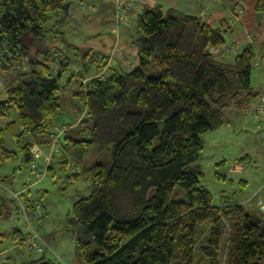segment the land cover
<instances>
[{
	"label": "trees",
	"instance_id": "trees-1",
	"mask_svg": "<svg viewBox=\"0 0 264 264\" xmlns=\"http://www.w3.org/2000/svg\"><path fill=\"white\" fill-rule=\"evenodd\" d=\"M68 3L0 0V74L14 70L3 81L5 97H0V120L5 121L0 123V166L32 165L33 144L46 146L59 119L58 94L65 89L62 75L71 59L47 41L58 38L83 61L95 56L69 44L59 30ZM255 12L264 14V0L257 1ZM135 33L136 69L109 68L85 84L82 73L69 76L79 87L71 94L78 123L61 137L63 152L52 164L64 175L63 190L81 176L89 182V195L73 203L65 221L75 235L77 256L83 264H194L200 228L205 230L197 249L201 262L222 264L227 222L225 264H264V214L227 201L213 206L203 174L186 170L202 158L201 135L228 123L225 110L257 99L250 83L253 46L245 45L231 62H223L209 51L224 46L222 29L160 7L137 15ZM23 58L29 70L20 72ZM151 61L160 70L157 77L146 76ZM101 71L98 67L96 73ZM7 137L15 150L7 148ZM93 148L110 154L109 169L99 163L86 166ZM70 166L79 171L70 173ZM29 194L19 196L27 212L39 203ZM20 210L15 198L0 195V219L13 212L18 216ZM21 225L12 228L16 246L29 236ZM46 252L20 264H58Z\"/></svg>",
	"mask_w": 264,
	"mask_h": 264
},
{
	"label": "crops",
	"instance_id": "crops-1",
	"mask_svg": "<svg viewBox=\"0 0 264 264\" xmlns=\"http://www.w3.org/2000/svg\"><path fill=\"white\" fill-rule=\"evenodd\" d=\"M257 1L258 0H137L134 9L137 13L131 17H137V15L146 8L160 7L164 11L173 9L180 13L195 17L212 28L222 29L225 32L224 38L227 42V46H225L219 54V59L223 55L231 59V56H228L229 49H234L239 52L245 45L251 44L254 48V58L251 62V67L252 69L260 70L264 78V14H257L255 12ZM118 2L123 3L124 0H69L67 15L61 21L59 30L63 32L65 40L69 44L80 48L84 52H91L95 57L99 56L100 58L98 61L102 58V64H104L100 74L95 73L93 76L84 78L83 80L86 82L93 77L102 75L103 73L106 74L109 68L130 72L138 67L136 48L133 45V41L136 37V20L133 22V18H130L127 22H120L117 24L115 12ZM56 19L57 18L54 17L52 23H54ZM51 39L53 41L54 37ZM56 40L59 39L57 38ZM57 44L58 49H61L64 54V45L59 41ZM72 55L75 56L76 53H72ZM65 56L70 58L69 54ZM90 60L93 61L92 59ZM85 62L88 63L89 59ZM253 62H256V66H253ZM251 88L256 94L260 92L258 89L256 90L252 87V85ZM253 103L254 102L241 109L229 107L225 110L228 123L223 127H230L234 125V123L238 124V130L240 134H242V139L238 140L232 138L236 133V130L232 128V131L225 130L222 132L221 136L211 141V146L218 142L223 144H241V150L244 153L242 156L235 158L230 165H228L224 157L216 160L214 159V178L217 181H229L228 187L231 189L232 196L229 197V195H227L229 191L221 190L219 204L213 206H221L223 202L226 201L231 204H239L242 206L249 203L253 205L250 206V209L254 210L255 207L258 208L256 194L261 196V201L264 204V180L261 181L256 188L254 186L251 194L247 193V195H245L243 192L247 190L250 185V179H246L245 176L242 177L246 169L245 167L248 165L251 166L254 163H260L264 166V120H256L252 117L251 109ZM70 117V115L69 117L67 115H60V120H58H65L63 123L69 126L73 124ZM58 120L56 124L60 126ZM51 134L53 133L51 132ZM50 137L52 136L50 135ZM32 150L37 151V153H35V151L33 153L36 163L34 162L32 165L28 166L27 168L29 170L38 164L44 166L49 153L47 145L42 146L33 144ZM201 173L205 176V173ZM227 175L239 176V179L236 180L238 185L232 178L227 179ZM7 182L10 183V185L13 183V181H9V179ZM25 184L26 183H24L19 190L12 191V194L23 193ZM235 187L237 188L235 189ZM0 235L3 236L4 233L0 232ZM51 236L53 235L47 238ZM12 248L13 245L4 252ZM24 253L22 260H27L29 258L35 259L30 253Z\"/></svg>",
	"mask_w": 264,
	"mask_h": 264
},
{
	"label": "rangeland",
	"instance_id": "rangeland-1",
	"mask_svg": "<svg viewBox=\"0 0 264 264\" xmlns=\"http://www.w3.org/2000/svg\"><path fill=\"white\" fill-rule=\"evenodd\" d=\"M133 17H131L132 19ZM136 17H134L132 20L133 22L136 20ZM59 40H56V38L50 39L47 41V43H52L54 42L55 44L58 43ZM60 42V41H59ZM225 48V46H224ZM36 47H33L31 49L32 53L35 51ZM64 54L63 55H70L71 59V65L68 68V70L62 75V82L64 81L65 84V89L61 90L58 95H61V116L67 115L70 117V120L72 122H75L74 119L76 118V112L74 109L71 107V102L73 101L71 94L73 91H77L79 89L78 83L76 81H71L69 78L70 75L75 76L78 73L83 74V79L88 78L90 76H93L97 68H103L102 64V58L99 61H97L100 57H95L91 61L89 59V62L86 63L85 61L88 60H82L81 56L78 52L76 51H71L66 49L65 47L63 48ZM229 49L228 51V56H231V59L234 58V54L230 52ZM76 53L75 56L72 55ZM237 55V54H236ZM226 57V58H225ZM233 57V58H232ZM221 60L225 62H231L232 60L228 59L226 55H223ZM96 60V61H95ZM92 63V64H91ZM95 63V64H94ZM18 67V64L15 65ZM14 66V67H15ZM15 67V68H16ZM19 71L20 72H25L26 70H29V65H28V58H23L21 61V64L19 65ZM57 68V64H54L53 69L55 70ZM16 70V69H15ZM11 72L1 75L0 74V97H5V92L4 89L2 88L3 86V81L7 79H11L12 72L14 70H10ZM105 73L102 74L104 76ZM160 74V70L155 66L153 61L150 62L149 66L147 67L146 70V76L148 77H157ZM9 76V77H8ZM67 79L68 82H67ZM263 75L260 70L258 69H252L251 72V85L254 87L256 90L258 89L259 91L263 90L264 88V81H263ZM86 81L83 80V84H85ZM71 107V108H70ZM15 113V111L13 112ZM83 114V113H82ZM73 116V117H72ZM228 117V116H227ZM15 118V117H14ZM60 120V118H59ZM58 120V121H59ZM65 120L59 121L58 123L60 126L57 124H54L53 129L51 130L52 133L55 132V129H62L64 132H62L61 137L65 134L66 131L70 130V128L75 129L77 126L78 122H75L71 125H65L63 123ZM0 123L2 125L5 124L4 120H0ZM64 128V129H63ZM232 128L236 130L235 135L232 136L233 139H242V134H240L238 130V124L234 123V125H231L230 127L226 126L223 127L219 131L215 132H208L203 135H201V139L204 143V151L202 153V158L197 161L196 163L188 166L186 168L187 171H201L205 173V176L203 177L202 180V185L206 187L211 195H212V204L213 205H218L220 201V192L221 190L229 191L227 192V195L229 197L232 196L231 189H229V181L223 182V181H217L214 178V159H218L221 157H224L227 160L228 165L232 164L235 158H238L242 156L244 153L241 150V144L235 145V144H229V143H221L218 142L216 144H213L211 146V141L218 136L222 135V132L225 130H230L232 131ZM60 137V139H61ZM6 145L7 148L15 150V145L13 140L10 137L6 138ZM53 140L50 137V141L47 144V147H49L52 144ZM61 140H59V144L61 145ZM35 153H37L36 150H34ZM51 152L48 154L46 160L48 159V169L45 177L36 184L31 185L29 188L24 185L25 189L23 190V193H27L28 191H31L30 197L31 198H36L37 202L39 201L40 205V210L37 212L35 211V215L32 217L36 221V224L38 226V231L39 234L43 237V239L46 241L49 250L45 253L46 257H48L52 262L57 263L56 256H61L62 261L65 264H83L81 259L77 256V253L75 251V235L71 233L68 228L66 227L65 221L68 217L71 216V209L72 205L75 201H77L80 198L86 197L89 195V182L86 179V177L81 176L73 185L70 187H67L66 190H63L62 186L65 185V180H64V175H62L58 170L57 167L55 166L56 164H52L53 161H51ZM55 157H58V155L55 154ZM35 163L36 159L34 157ZM45 160V162H46ZM218 161V160H217ZM96 163L99 164H104L106 168H110L111 166V156L107 152L100 151L96 148H93L86 159V166H91ZM212 163V164H210ZM49 165L52 166V170L50 171ZM70 173L79 171L78 168L76 167H69ZM245 172L243 173V176H245L246 179H250V185L248 186L247 190H244L243 192L245 195L247 193L251 194L253 191V188H255L261 183V181L264 180V166L261 165L260 163H254L251 166H246L245 167ZM31 170V169H30ZM30 170L25 167V168H18V165L16 164H6L0 166V178L2 177H8L9 181L12 180L13 183L10 185L8 183V179L0 182V195L10 197V198H15V200L20 204L21 199H20V194L22 193H13L12 191L19 190L21 186H23L24 183H26L27 179L29 178V172ZM14 176V177H13ZM232 178L235 180L237 184V179H239V176H231L227 175V179ZM2 179V178H1ZM0 179V180H1ZM32 182L29 181V183ZM238 185V184H237ZM237 187H235L236 189ZM15 194H19L18 196ZM42 200V202L40 201ZM246 209H250V206H253L252 204H244ZM34 210V209H33ZM32 210V211H33ZM258 213L260 211L258 210L257 207L255 209ZM31 211V212H32ZM29 214V212H28ZM15 216L14 212L11 214V217L5 218V219H0V232L4 233L2 236V240L0 241V263L4 262L7 260L9 263L8 264H20L22 262V259L24 257V252L30 253V255L33 258H39L41 254L37 252L30 251L27 247L26 241L22 246H16L15 242L12 239V228L15 226L13 225L12 218ZM19 217V215L17 216ZM22 219H20L19 225H21ZM22 231L24 233H28L27 229L22 228ZM229 226L228 223H225L224 229H223V238H222V245H221V263L225 264L226 261V253L228 249V237H229ZM205 234V230H202L198 228L197 230V236H196V251H195V263L194 264H203L200 260V256L198 253V246L201 242L202 237ZM53 235L49 238L48 236ZM49 239V240H48ZM13 248L10 250H7L4 252L6 249L12 247ZM53 252V253H52ZM59 263V262H58ZM61 264V263H59Z\"/></svg>",
	"mask_w": 264,
	"mask_h": 264
},
{
	"label": "built area",
	"instance_id": "built-area-1",
	"mask_svg": "<svg viewBox=\"0 0 264 264\" xmlns=\"http://www.w3.org/2000/svg\"><path fill=\"white\" fill-rule=\"evenodd\" d=\"M137 0H124L123 3H117L116 4V23L119 24L120 22H127L130 20L131 16L136 14L135 12V4ZM210 53H215L217 49H210ZM230 52L234 55L238 54L239 52L237 50H230ZM253 66H256V62H253ZM251 115L256 120H264V89L257 93V99L253 103L252 109H251ZM64 129V128H63ZM62 132H64L62 129H55V132L51 135L52 137V144L47 147L49 153L51 152V158L56 155L60 156L62 154V147L59 144L60 137L62 135ZM34 151L32 150V154ZM48 153V154H49ZM34 156V155H33ZM72 166V165H71ZM48 169V159L46 160L44 166H40L39 164L32 167L29 172V178L26 181V186L29 188L31 185L39 183L46 175ZM29 183V181H31ZM20 194V193H19ZM18 194V195H19ZM17 195V194H15ZM17 195V196H18ZM257 199V205L258 210L260 213L264 214V204L261 201V196L256 194ZM21 206V210L19 212V217L14 216L12 218L13 224L17 225L20 223V219H22L21 224L25 226L27 231L29 232V236L26 240L27 247L30 251L37 252L39 254L44 253L45 251L49 250V247L46 243V241L43 239V237L39 234L38 226L36 224V221L32 219V217L35 215V211L40 210V205L36 204L34 207V210L32 212H28L25 210L23 205ZM53 253V252H52ZM57 261L61 264H65L62 261L61 256H56Z\"/></svg>",
	"mask_w": 264,
	"mask_h": 264
},
{
	"label": "water",
	"instance_id": "water-1",
	"mask_svg": "<svg viewBox=\"0 0 264 264\" xmlns=\"http://www.w3.org/2000/svg\"><path fill=\"white\" fill-rule=\"evenodd\" d=\"M67 10H68V6H65L64 8V15L66 16L67 15ZM224 46H227V42L224 43ZM224 46L220 47L217 49V51L215 53H213V56L214 57H218L219 54L222 52V50L224 49ZM59 73V72H58ZM69 79H67V82H68ZM36 264H52L50 261L48 260H43V261H40Z\"/></svg>",
	"mask_w": 264,
	"mask_h": 264
}]
</instances>
